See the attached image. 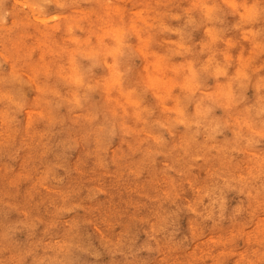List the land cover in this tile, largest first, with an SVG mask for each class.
I'll return each instance as SVG.
<instances>
[{"label": "clouds", "instance_id": "clouds-1", "mask_svg": "<svg viewBox=\"0 0 264 264\" xmlns=\"http://www.w3.org/2000/svg\"><path fill=\"white\" fill-rule=\"evenodd\" d=\"M24 182L94 251L143 229L125 264H264V0H0V193Z\"/></svg>", "mask_w": 264, "mask_h": 264}, {"label": "rangeland", "instance_id": "rangeland-1", "mask_svg": "<svg viewBox=\"0 0 264 264\" xmlns=\"http://www.w3.org/2000/svg\"><path fill=\"white\" fill-rule=\"evenodd\" d=\"M22 18L23 14H19L10 16L8 21L11 24ZM186 195L191 198L192 193L189 191ZM237 199L235 194H229V212ZM154 211L164 216L170 212V207L160 204ZM189 219L184 214L175 219L173 226L178 233L177 239L188 235ZM113 224L114 230L119 232L120 224L116 221ZM203 227L206 236L216 237L229 230V222L225 220L213 227L209 221ZM96 232V224L83 211L55 215L46 193L31 189L30 182L22 183L17 195L0 193V248L3 249L0 259L6 262L16 257L22 258L23 264H125L129 249L137 251L148 241V237L142 235L143 229L133 228L121 248L106 251L97 245L94 251L89 244L95 239ZM198 244L203 247L199 241H187L184 247L190 252ZM236 247L242 249L243 241H237ZM140 258L157 257L155 253L149 257L147 252H142ZM236 258L235 255L226 257L225 264H234ZM203 264H211V260L205 259Z\"/></svg>", "mask_w": 264, "mask_h": 264}]
</instances>
